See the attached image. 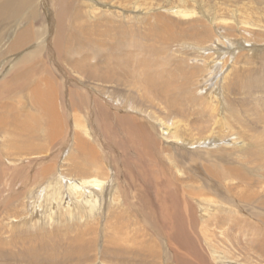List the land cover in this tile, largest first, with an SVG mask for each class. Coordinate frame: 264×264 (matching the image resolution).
<instances>
[{"label":"bare ground","instance_id":"6f19581e","mask_svg":"<svg viewBox=\"0 0 264 264\" xmlns=\"http://www.w3.org/2000/svg\"><path fill=\"white\" fill-rule=\"evenodd\" d=\"M240 1L244 6L239 5ZM166 3L165 0V5L151 6L140 5L137 0H0V259L17 255V244L26 247L23 234L33 225L29 223L36 220L37 205L48 207L49 211L56 208L53 210L56 214L45 215L47 218L41 226L48 225L52 219L53 223L60 222L61 231L74 228V236L65 244L67 252L89 255L90 250L94 254L95 238L88 240V235L97 231L91 218L95 217L92 213L96 194L104 206L99 216L105 214V219L101 218L104 219L103 234H99L104 249L102 246L97 251L105 254V246L111 248L110 255L121 257V254L129 264L133 261H137L135 264L165 263L162 254L169 248L164 246L163 250L158 242L171 243L178 229L184 226L179 232L188 236L190 229L194 242L198 239L210 254V257H200L202 252L197 247L200 243L195 248L192 244V252L204 264L217 263V259L234 254L227 248L231 242L229 230L243 237L249 249L262 236L256 218L239 213L241 208L264 205V55L260 59L259 53H252L250 49L241 50L234 60L230 55L228 61L232 66L228 73L208 91V81L217 73L218 58L223 57L217 58L214 48L210 53L204 52L216 40L217 28L221 30L219 39L232 43L229 39L232 36L233 42L242 40L250 48L261 42L262 49L264 0H236L233 26L228 28L224 26L227 19L216 8L202 4V10L199 8L190 20L188 29H183L182 22L170 20V16L185 19L193 13H187L174 2ZM89 28L97 31L93 34L96 38L90 36ZM187 43L193 51L189 48L190 52L186 51ZM228 66L225 62L223 67L219 66V72ZM70 83L72 90L67 89L65 95L62 87ZM139 102L150 109L147 119L153 122L149 126L136 123L130 116L127 121L132 123L127 138L138 133L156 148L157 142L150 133L154 128L163 127L162 133L177 140V145L205 152V160L201 161L205 179L183 176V170L171 158L170 165L166 166L159 157L163 168L153 163L148 165L156 180L165 182L164 194L154 190V202L150 200L149 207L140 193L133 200H118L119 186L115 194L114 187L107 185L109 166L102 150L97 149L100 145L95 137L90 139L87 119L78 111L93 104L100 107L99 113L105 112L102 115H115L124 121L126 116L119 115L117 110H135L133 103ZM104 103L114 106L115 111H109ZM190 115L196 117L193 125ZM133 121L137 124L135 129ZM251 123H258L260 129L252 128ZM119 131L122 133L124 129ZM226 138L242 145L229 148L218 145L213 149L208 144L217 139L223 142ZM54 144L66 146L70 162L63 160L60 165L54 164L56 161L51 156ZM146 150L152 156L154 151ZM28 157L37 160L34 173L23 165ZM64 169L74 178L71 179L74 182H68V190L74 196L67 205H63L60 192L62 175L52 177L55 170L62 174ZM173 170L178 175H173ZM30 179L33 181L28 185ZM17 180L23 184L17 186ZM209 182L219 188L222 198L211 191ZM129 184L133 185V181ZM34 185H45L51 190L47 195L42 192L34 196L37 192ZM80 185L84 187L79 189ZM141 203L149 210L138 208ZM197 209L201 211L199 215ZM71 218L76 223L70 227L65 222ZM153 222L159 223L157 230ZM61 231L48 240L39 237L41 253L28 245L19 254L31 260L59 259L57 242ZM174 253L179 254L176 249ZM246 258L243 263H251V257L246 255Z\"/></svg>","mask_w":264,"mask_h":264},{"label":"rangeland","instance_id":"374dc122","mask_svg":"<svg viewBox=\"0 0 264 264\" xmlns=\"http://www.w3.org/2000/svg\"><path fill=\"white\" fill-rule=\"evenodd\" d=\"M137 1L139 2L140 5L145 4V5H151V6H155L158 3H162L161 5H163L165 3V0L164 1L163 0H137ZM166 2H167L166 3L167 5L169 3L174 2L175 5L176 4L180 5V8H182V10H186L187 13H193V16L186 17L185 19L176 18L175 16H174V18H175L174 19L172 16H170V18H169L170 20H173V21L179 20L180 22H182V24H183L182 27H184L183 29H188V27H189L188 23L190 22V20L192 18L193 19L195 18L194 16L196 15V13H198L199 8H201V6H203V5H207V6L209 5V6H211V8H216L222 14V16L227 19V23H225V25H224L225 27L228 28L229 26H233L231 24L233 21V12L235 10L236 0H169V1L166 0ZM239 5H241V1L239 2ZM241 6H244V5H241ZM201 10H202V8H201ZM166 14H168V13H166ZM53 17H54V19H52V22L54 21L53 24H55L56 18H55V16H53ZM167 19H168V17H167ZM56 26H57V24H56ZM89 31H90L89 32L90 36L92 35L91 37H93V36L95 37V35H93V34L94 33L96 34L97 31L90 30V28H89ZM217 31H218V36H217L216 40L208 44L210 49L208 51H205L204 53H210V52H212V49L214 48V51L216 53L215 56L217 58L218 57H223V58H218L220 60L217 63L218 65H217V73L216 74H218V76H215L216 74L212 75L210 81H208L209 82L208 83V89H207L208 91L213 89V87H215L216 83L220 82L222 80V77L228 73L229 69L232 66V62L228 61V59H230L229 58L230 55H233L232 60H234L237 57L238 53L241 54V50L246 51V49H250L249 51L252 53H257V54L259 53L260 59H263L262 55H264V47L262 49L259 48L261 42H258V44H256V47H255L256 49L250 48V45L245 44L244 41H242V40L241 41H234V42H237L238 45L233 46L234 42H233L232 36L229 37V39L232 43H229L228 40H226L224 38L219 39V35L221 34V30H219L217 28ZM188 43H192V42L188 41ZM188 43H187V45H184L186 48V51H188V52L193 51L194 49H192V47ZM205 43H207V42H205ZM242 44H244V45H242ZM73 46H75V45H73ZM76 46H79V44L76 43ZM187 48H189L190 51L187 50ZM225 56H228V57L224 58ZM225 62H228L229 66L225 67L223 70L220 69V72H219V66H220V68H221V66L223 67V64ZM57 63L59 64V62H57ZM56 67H57V64H56ZM58 67H60V64ZM215 79H216V82H215ZM71 84L72 83L64 85L62 87L65 95L68 94L67 89L72 90ZM217 89H218V87H217ZM119 92L121 93V91H119ZM65 99L67 100V97H65ZM99 100H100V98H99ZM104 105H105V103H104ZM133 105L135 107V110H132L133 108H131V109L120 108L117 110L119 115L126 116V119L124 121H119L115 117V115H112L110 117L102 115L105 112L103 111L102 114L99 113L100 107H94L93 104L88 109L81 107L82 108V110H81V108L80 109L78 108V111L81 112L82 113L81 115H83L87 119V121L89 123L88 125H90L88 127V129H89L88 131L90 132V136L92 135L90 139L95 137L93 139H95L97 141V143L100 145V147L97 146V149L102 150V152L104 154L103 157L105 158V161L109 166L108 167L109 173H108L107 180H106L108 183L107 185H109V186L112 185L114 187V191H116L115 194L117 193V190H118L116 187L119 186L118 200L119 201H121V200H133V196L137 193L138 194L140 193L139 195H141L142 198H144L146 200V202H147L146 204L149 207L150 206V200L154 202V198H152L154 196V190L158 189V191L161 194H164L165 182L162 179H160V181H159V178H157V180H156L155 175H153L154 174L153 171H150L148 165H152V163H153V165H155V166L157 165L160 168H163L164 167L162 164L163 161H164V164L166 166L170 165L169 158H171L174 160L175 164H177L179 167H181V169L183 170V172L185 174L183 176H187V177L194 176V177L199 178V179H205V175H204V172H203L202 167H201V161L205 160L203 157L205 152L201 151V150H199V152H195V151H191L188 148V146L177 145V143H176L177 140L169 139L166 137L167 134H165V132H164V134L162 133L164 131L163 127H157V128H154L153 130H151L150 135L157 142L156 148L152 147L145 140V138L142 137L138 133H134L133 135H131V138H127L126 136L129 135L128 130L130 129V125L132 123L130 121H127L130 116H132L135 119L136 123L144 122V123H147L149 126L153 122L152 119H147V118H150L151 111L147 107L146 104L139 102V103H133ZM105 107L111 112L115 111L114 106L105 105ZM98 108H99V112L97 111ZM179 108L188 109V107L185 105H179ZM84 109L86 110L87 113L84 112ZM107 109H106V112L108 111ZM195 118H196L195 115H190L189 119L191 120V124L194 122ZM104 123H106L105 126H103ZM136 123L133 121L134 129L137 127ZM250 126L254 129H260L261 125H259L258 123L257 124L251 123ZM119 128L124 129V131H122V133H121L119 131ZM91 129H92V131H91ZM168 136H169V134H168ZM87 139H89V138H87ZM64 144L66 145L68 143L64 142ZM208 144L210 146L212 145L211 147L213 149H216L218 147V145H220L219 147L226 146L227 148L233 147V146L240 147L242 145V143H240V142L234 143L231 138H226L223 140V142L220 141L219 139H217L215 141H209ZM62 148H64V149H62ZM146 148H149V149L154 151L152 156L148 155ZM66 149H67L66 146L58 147V144H54L51 147V156L52 155L54 156V159H55L54 161H56L54 164L56 166L60 165L61 161H63V160L69 161L67 158L68 153L66 152ZM166 154H171V156H168ZM160 156L162 157L163 161L161 160V158H159ZM28 158L29 159L26 158L27 160L26 159L23 160V162H24L23 165L26 167V170L28 172L32 170V172L34 173L33 170H34V166H35V161H37V160L35 158L33 159L32 157H28ZM28 160H29V163L31 162L30 164H28ZM150 161H151V163H149ZM225 163L227 164L228 161ZM112 164H114V165H112ZM171 173L173 175H178V172H176V170L171 171ZM59 174L60 173H57V170H55L54 173H52V177H56V175H57V177H60L61 175L64 176V177H62V176L60 177V180H61L60 192L63 195V201L65 202V203H63V205L71 204V200H73V199H69V198H73L74 195L72 193H70V191H69L70 189L68 190V182L69 181L74 182L73 181L74 178L70 177L69 175L66 174V169H64L62 171V174H60V175ZM72 178H73V180H71ZM76 179H77V177H76ZM29 181L32 183L33 179L27 180L28 185L31 184ZM130 181H133V185L129 184ZM113 182H116V184H114ZM16 183H19V184H17V186H19V185L21 186V184H23L22 182H20V180H17ZM64 184H66V185H64ZM35 185L33 187H36L35 189L37 192H36V194L35 193L33 194L34 196L38 195V193H39V195H41L42 192H43V195L44 194L47 195V193H49V191L51 190V187L47 188V187H45V185L38 186V187ZM207 185L210 186L211 191L214 194L216 193L215 195L217 197L222 198L221 196L223 194L219 191V188H217L215 185H211V182L207 183ZM82 187H84V185H82V186L80 185L79 189ZM19 188L17 189V191H20ZM95 188H97V187H95ZM7 189H8V187H7ZM39 190L41 192H39ZM93 190H96V189H92V191ZM151 190H153V191H151ZM86 191H88V189H86ZM5 192L8 193L9 191L7 190ZM166 195H167V193H166ZM262 195H264V191L262 192ZM37 197H39V196H37ZM41 200L43 201V203L45 202L43 198ZM102 203H103V201L100 199V196H97V194H96V198L93 200L94 208H93V213H92V214H94L95 217H91V218L93 219L92 222H93V225L97 231H95L96 233L94 232V235L93 234L88 235V240H90V239L94 240V238H95L96 248H95V251L93 252L94 254H92V253L90 254V250H89V255L87 254L88 256L86 254H79V253L76 254V252H67L66 248H65V244H67L70 241V238L74 236L73 235V234H75V232L73 233L74 228H72V229L70 228L72 231L71 230H69L67 232L61 231L59 229V223L60 222L55 221L53 223V221H51L52 219L51 220L48 219L49 220L48 225L45 224L44 226L43 225L41 226V224L43 222L42 220L44 218H47V217H45V215L47 213H50V212L52 214H53V212H54V214H56V211H53L54 209L56 210V208H53V209H51V211H49V210H47L48 207L45 208L43 205H37L38 207H36V212H37L36 214H38V215H36L37 216L36 220L34 221V223H29V224H33L32 225L33 227L29 226L27 228L28 230H25L24 231L25 234H23V243H24V245L26 244V247H22L21 245L17 244L18 246H17V248H15V251L22 253L23 252L22 250L24 248H27L28 245H32L31 247H35L41 253L42 251L40 249H42L43 247L39 243L40 239L46 237L43 240H48L49 237H53V236L57 235L56 234V233H58L57 231H59V232L61 231V234L59 235L60 236L59 240L57 242V244H60V248H61V250L59 248V251H60V254L58 257L59 259H55L52 262L50 259H47V258H41V259L36 258V259H32V260H31V258L26 259V257H23L22 254H19V253L17 255L11 254L10 256L6 254L7 255L6 258L4 257V259H0V264H18L19 262H20L19 264H36V263L37 264H69L70 261L73 264H90V263L93 264V262H94V264H108V263L109 264H123L126 259L123 261L121 254H120L121 257L118 256L119 254L110 255L109 251H111V248L108 249L105 246V250H106L105 254L102 252L100 254L98 252L100 250V248L102 250V246L104 245L100 242L102 236L99 235V234H101V235L103 234L102 230L104 229L103 224H104V219H105V214L102 216H99L102 212H104V210H103L104 206L101 205ZM190 204H192V203H190ZM138 208H145L147 211L149 210V209H147L146 205L143 203L139 204ZM198 210L199 209H197V212H196L197 215H199L201 213V211H198ZM263 211H264V205H262V204H261V206L255 205V206H253V208L251 206L250 207L248 206L246 208L240 209L239 214L246 215V216L250 215L251 217H253V219L256 218L255 219L256 222L260 223V232L262 233V236H260L258 240L254 241L252 249H249V245L245 244V240L243 239V237L239 236V234H237V233L234 234L233 230H232V232H231V230H229L228 235L231 239V242L227 243V248L229 247L228 249L231 252H233L234 254H229L228 258L219 259V260L217 259V263L212 261V264H244L243 262L247 260L246 255L248 256V258L251 257L250 258L251 263H249V264H258V261H260L262 264H264V246H263V243H264V212ZM37 218H39V219H37ZM99 218H100V220H98ZM101 218H104V219L102 220ZM45 220H47V219H45ZM71 220L68 219L65 222L66 224L69 223L68 226H70V227H71V225L73 226L76 223V221L73 218H71ZM83 222H84V219H83ZM83 222L81 224H83ZM153 223H154V226L157 230L159 223L158 222H153ZM54 227H56V228L54 229ZM49 228H51V229H49ZM183 229H185V226L182 228H179L178 230L183 231ZM179 231H178V235L174 238V240L170 241L171 243H168L165 245V244H161L162 241L158 242L162 248L164 246H166V247L168 246V248H169L166 254H162L163 256H165V259H166L165 263L162 262V263H158V264H178V263L184 264L185 262H187L188 264H194L195 262H196L195 264H197V263L198 264H204L205 263L204 260L201 262L199 258L202 255H204V256L209 255V257H210V254H207L204 247L201 246L202 244L200 242H198V239H195L196 242H194V239H193L194 236L190 233V229L187 230V232L190 234V235L188 234V236L187 235L185 236L184 234H182ZM29 236H31V238ZM35 236H37V237H35ZM39 237H41V238H39ZM67 237H68V239H67ZM35 239H37V240L34 241ZM179 239H180V241H179ZM177 241H179V242H177ZM60 242H62V243H60ZM31 243H33V244H31ZM178 243H179L180 247H179V245H176ZM159 244L157 246H159ZM192 244L193 245L195 244L194 248L199 244L197 246L199 248L198 250H200L202 252V254H199L200 257L197 254H194L192 252V248H193ZM169 245H171V246H169ZM244 245H246V246L244 247ZM28 247H30V246H28ZM239 247H240V249H239ZM243 247H244V249H243ZM171 248L174 250H170ZM97 249H98V251H97ZM103 249H104V246H103ZM164 249L165 248H163V250ZM175 249L178 251L179 254L174 253ZM185 249H186V251H185ZM189 249H190V251H189ZM65 251H66V253H65ZM107 252H108V254H107ZM172 252H173V254H172ZM239 252H241V254H238ZM245 252H248V253L242 254ZM95 253H96V255H95ZM78 254H79V256H78ZM84 255H86V256H84ZM129 255H132V254H128L127 256H129ZM15 256H16V258H15ZM82 256H84L85 259L88 257L86 259L87 260L86 262L84 261V257H82ZM174 256H176V257H174ZM220 256L222 257L223 255H220ZM20 257H21V259H20ZM139 257L142 258V256H139ZM184 257L186 259H184ZM209 257H207V258H209ZM117 258H120L119 261L121 260L120 261L121 263L118 261ZM39 260H40V262H39ZM114 260H116V261H114ZM177 260H179V261H177ZM208 260L211 261V259H208ZM255 260H258V261L253 263ZM198 261H200V262H198ZM29 262H31V263H29ZM33 262H35V263H33ZM136 262L133 261L132 264L133 263L135 264ZM129 263L130 262L127 261L124 264H129ZM187 263H185V264H187Z\"/></svg>","mask_w":264,"mask_h":264}]
</instances>
